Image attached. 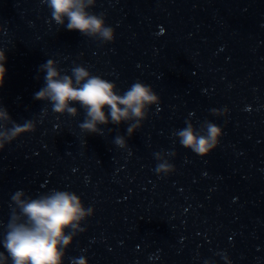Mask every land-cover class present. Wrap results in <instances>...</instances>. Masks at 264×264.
<instances>
[{
  "label": "water",
  "instance_id": "1",
  "mask_svg": "<svg viewBox=\"0 0 264 264\" xmlns=\"http://www.w3.org/2000/svg\"><path fill=\"white\" fill-rule=\"evenodd\" d=\"M91 11L105 14L114 42L57 26L41 0H0V105L17 123L37 121L0 152V239L16 190L36 197L55 188L95 209L64 264L80 256L88 264H225V255L264 264V0H97ZM48 59L69 75L84 65L121 92L140 80L161 103L130 138L127 124L88 135L79 105L76 117L57 116L33 99ZM213 108L228 113L213 116ZM186 120L223 129L209 156L172 135ZM117 135L128 149L114 144ZM157 152H175L167 156L173 173L156 174Z\"/></svg>",
  "mask_w": 264,
  "mask_h": 264
},
{
  "label": "clouds",
  "instance_id": "2",
  "mask_svg": "<svg viewBox=\"0 0 264 264\" xmlns=\"http://www.w3.org/2000/svg\"><path fill=\"white\" fill-rule=\"evenodd\" d=\"M41 3L46 4L57 26L79 31L83 37L102 44L114 42L115 30L106 23L105 14L91 11L97 0H41ZM6 61L5 50L0 48V87L4 84ZM38 72L44 74V83L33 99L50 104L57 116L76 117L79 109L74 105H79L85 117L78 126L88 135L103 136L102 126L127 124L126 133L130 138L142 127L150 108L161 103L153 88L140 80L121 92L116 83L92 74L81 64L74 63L69 75L56 60L48 59L39 66ZM210 111L213 116L228 113L227 108ZM41 115H48L47 108L41 109ZM36 125L37 121L32 119L17 123L0 105V152L18 138L35 132ZM172 135L182 147L204 158L219 146L224 131L210 120L203 121L199 128L186 120L185 127L174 130ZM113 142L121 149L129 147L123 135L115 136ZM169 155L174 156L175 152L154 153L158 176H167L176 170L167 159ZM9 208V219L0 239L4 249L0 251V264H64L67 249L75 237L86 231L82 225L95 212L93 207L85 206L77 193L55 188L36 197L18 189L11 195ZM223 259L225 264H231L226 255ZM70 264H88V260L85 256L72 257Z\"/></svg>",
  "mask_w": 264,
  "mask_h": 264
}]
</instances>
